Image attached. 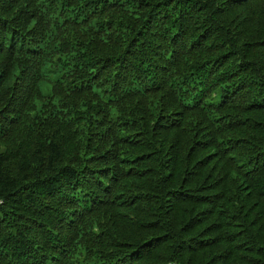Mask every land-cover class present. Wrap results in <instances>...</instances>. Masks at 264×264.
Returning <instances> with one entry per match:
<instances>
[{"label": "trees", "instance_id": "trees-1", "mask_svg": "<svg viewBox=\"0 0 264 264\" xmlns=\"http://www.w3.org/2000/svg\"><path fill=\"white\" fill-rule=\"evenodd\" d=\"M0 264H264V0H0Z\"/></svg>", "mask_w": 264, "mask_h": 264}]
</instances>
